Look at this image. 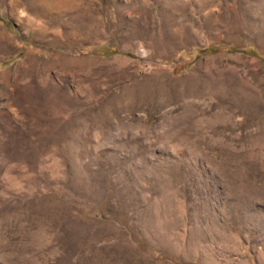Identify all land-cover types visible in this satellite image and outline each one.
Here are the masks:
<instances>
[{
	"label": "rangeland",
	"instance_id": "rangeland-1",
	"mask_svg": "<svg viewBox=\"0 0 264 264\" xmlns=\"http://www.w3.org/2000/svg\"><path fill=\"white\" fill-rule=\"evenodd\" d=\"M0 264H264V0H0Z\"/></svg>",
	"mask_w": 264,
	"mask_h": 264
}]
</instances>
